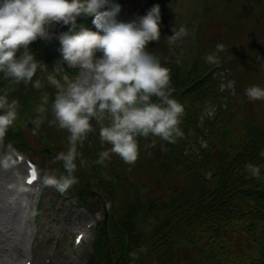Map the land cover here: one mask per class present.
Returning <instances> with one entry per match:
<instances>
[{"label":"trees","instance_id":"1","mask_svg":"<svg viewBox=\"0 0 264 264\" xmlns=\"http://www.w3.org/2000/svg\"><path fill=\"white\" fill-rule=\"evenodd\" d=\"M168 1L170 0H149V9L154 5H159L161 14L167 15L165 6L170 3ZM199 1L202 4V12L200 22L196 25L197 32L195 29L197 36L183 65L176 66L172 63L163 42L156 41L148 46V50L160 58L162 66L170 69V83L174 89L173 98L184 107L180 124L183 135L176 138L173 143L164 141L163 160H155L148 155L147 152L152 149L149 144V135L137 138L139 151L145 144L149 148L144 157L142 153L138 155L135 162L127 163L113 153L101 163L99 160L101 150L98 145L100 129L95 120L91 121L93 126L91 134L94 139L90 148L91 155L97 169L100 164L105 168L108 166L111 174V179L107 173L106 176L100 175L99 182L102 189H105L103 180L110 183L113 191L121 188L123 186L122 175L127 173L130 179L136 174L132 172L134 169L142 170V175L140 182L135 186L129 183V193L127 192L123 198L113 194L108 197L110 201L114 200L115 204H112L108 211L106 223L102 221L97 228L93 252L87 264L107 263V240L112 253L109 264H143V261L148 258L163 259L168 263L174 260L172 259L174 252L180 246L194 250V264H264V155H262L264 153V121L259 127L252 125L247 128L248 122L241 118L240 121L237 119L233 125L239 128L230 129L225 125L226 123H223L226 110L210 123L209 142L206 149L202 151L200 159L187 158L183 162L177 159V163H181L182 167L178 166L172 172L174 176L181 177L178 189L171 187L175 182L173 179L165 195L154 197L150 194L148 186L142 184L145 177H152L163 170L162 166L174 145L178 148L177 151L181 152L189 140L188 130L195 126L204 103L218 99L217 81L212 77V67L218 60L224 61L223 64L227 67L235 62L230 52L227 54L226 50L217 49V45L222 44L218 41L223 38L230 39L237 28L241 30L242 27H238V22L243 19L249 20L250 15L254 13L253 10L258 8L257 5L260 3V0H240V4H237V0ZM211 10L215 12L211 14ZM92 19L91 16H81L78 22L81 25L89 23L92 25ZM205 19H215L218 22L219 36L217 39L219 40L214 41L217 43H215L216 48L213 46L214 42L207 41L206 44L201 39L200 31L207 24ZM245 24L246 21H244ZM227 32L228 35H226ZM251 41L255 42L252 38L246 37L240 44L244 45V52L264 56L262 53L264 49L257 51L254 44L251 45L250 50L245 49ZM263 41L264 37L260 39L259 45H263L261 43ZM203 44L211 54L215 55V63H209L204 59L205 56L198 55L200 51L204 52ZM29 47L35 54L40 52L42 61L48 69L55 65L53 52L47 50L44 41L38 40ZM218 52L221 54H217ZM56 54L57 61L63 66L62 72L72 77L71 70L60 62L61 57L58 50ZM5 80L10 79H5L3 74H0V90H6L2 84ZM36 80L41 82V87L38 89L33 87ZM23 84L29 95L37 97L39 102L42 103L43 98L47 97L48 102L44 106L46 111H49L54 90L47 79L36 72L32 82ZM8 94L9 100L18 102V116L4 137L3 144H11L23 151H34L35 154L52 158L54 168L57 169L59 164L61 170L64 162L57 157L60 153H64V144L61 142L57 144V140L54 145L53 143L47 144L50 139L47 135H57L55 125L52 123L53 117L51 119L43 117L37 131L38 134L31 132L37 141L46 143L45 147L48 151L42 144L41 148L32 149L33 147L29 145L30 143L21 131L23 125L21 120L27 111L29 114L26 115V119L31 118L34 121L41 116L34 113V106L26 110L19 97L13 96L9 91ZM50 113L47 112V117L51 115ZM44 122L50 123L49 130H44ZM248 129H252V134ZM81 141L78 149L81 150L80 154L85 156L86 163L77 164L74 160L75 169L72 175L76 178V182L69 186L68 190L76 196L80 205L85 204L93 208L94 205L89 203L87 193L89 188L96 187V184L86 156L85 141L84 143ZM146 160L149 161L147 164ZM249 163L260 166V178L251 176L245 170V166ZM208 171H211V178L215 181L213 187H210V181L205 179ZM66 175L68 172L67 174L62 173V176ZM96 209L95 205L92 210ZM132 253L136 254L135 259L130 255Z\"/></svg>","mask_w":264,"mask_h":264},{"label":"clouds","instance_id":"2","mask_svg":"<svg viewBox=\"0 0 264 264\" xmlns=\"http://www.w3.org/2000/svg\"><path fill=\"white\" fill-rule=\"evenodd\" d=\"M120 12L121 6L113 0H0V74L5 79L32 82L38 68L43 67L29 47L38 40L58 41L60 62L79 69L52 105L58 126L70 134L68 151L57 157L63 160L68 175L44 180L60 191L76 182L72 175L76 145L93 131V120L100 126L102 145L111 146L99 154L101 163L113 153L127 163L135 162L138 137L152 135L173 143L183 135L180 124L184 107L173 98L170 69L148 50L161 39L159 5L132 22L118 20ZM81 16L93 17L95 31L77 24ZM56 25L66 26L67 31L54 34ZM186 34L182 27L169 39ZM222 47L217 45V49ZM205 59L216 62L214 54ZM33 87L40 88V80ZM245 95L251 101L264 100V87L253 85ZM47 102L44 97L39 113L46 111ZM17 116L18 102L9 100L7 90H0V147ZM40 123L39 117L33 121L34 131ZM7 150H13L11 144ZM9 161L7 156L0 159V167L8 168ZM245 170L260 178V166L249 163ZM130 255L136 258L135 253Z\"/></svg>","mask_w":264,"mask_h":264},{"label":"rangeland","instance_id":"3","mask_svg":"<svg viewBox=\"0 0 264 264\" xmlns=\"http://www.w3.org/2000/svg\"><path fill=\"white\" fill-rule=\"evenodd\" d=\"M237 4H240V0H237ZM119 5L121 6V12L118 16V20L123 22L135 21L146 15L150 10L149 0H122ZM169 7L172 10L171 12H173L176 16L174 20L175 24L173 26L170 23V18L167 15L161 14V39L158 41L163 42L174 65H183L189 55L191 38L192 36H197L195 33V27L196 32L198 27L195 24L198 21L200 5L195 3L193 0H171ZM257 7L258 8L253 10L254 13L248 18L249 20L243 19L238 22V27H242L241 30L237 28L236 32L230 39L225 40V38H223L218 41V43H222L220 44L223 46L222 49L226 50L227 54L230 52L232 57L235 58V62L231 65L229 64L228 66L233 71L232 79L235 82L236 96L231 100L226 116L225 114L223 115V123H226L225 125L234 130L239 128L238 126L233 127L237 119L240 121L241 118H244L246 121L248 120V122H251L253 125L258 127L261 122L264 121V100L251 101L245 95V90L253 85L264 87V64H262V61L258 60L257 55H250L248 52H244V45H240L247 37L255 40V42L251 41L249 46L245 48L247 51L250 50V47L253 44L256 45L255 48L257 51L262 48L264 49V41L261 42L263 45H259L260 39L264 37V0H260ZM213 12H215V10H211V14ZM78 19H80V17L77 18V20ZM205 20L207 21V24L200 31V35L202 41L207 44V41L214 42L218 38L219 32L217 20ZM244 21H246L245 25ZM85 27L95 31L94 27H89L88 25H85ZM182 27L186 30L187 34L182 35L174 41H170L169 37H171L175 32H178ZM52 31L54 34L58 35L59 33L67 30L63 25H56ZM228 34L229 33L227 32L226 35ZM35 43H37V41L32 44ZM45 43L47 49L51 52L59 46V42L56 40H49ZM215 43L216 42L213 43L214 47L217 44ZM203 47H205V44H203ZM262 53H264V50ZM200 54L203 55V57H206L211 54V52L207 49V47H205L204 52L200 51L198 53V55ZM217 54H221V52H218ZM35 55L38 60L42 61L40 52H37ZM42 62L43 67L40 69L43 70L42 74L48 76V79L49 76L52 77V79L47 81L53 86L52 89L54 90V94L55 92L59 93L64 87H66L67 83L71 79H74L79 71L78 68H73L66 64L68 68L77 70V74L73 78H70L59 72V69H61L59 65H57V67L52 66V68L48 70L44 61ZM223 62L224 61H220V63ZM34 100L36 102L35 105L39 103L37 106H40L41 102L37 99ZM53 102L54 95H52V105ZM52 105L50 108L52 113L49 117H44V115L42 116V113H37L38 108H35L34 113L41 116L40 119H43V117L51 119L53 117L52 123L55 125L57 135H47L50 137L47 144L53 143L52 145H54L57 140V144L60 142L64 144L63 152L66 153L69 148L68 137L70 134L66 129H61L58 126V123L55 121V117L53 116L54 113ZM27 107H30L29 104ZM23 116L26 117V115ZM23 120L26 121V118ZM30 121L33 120L30 119ZM50 127V123L44 122L45 131L49 130ZM21 129L30 143L29 145L33 147L32 149L41 148V144L44 147L46 146L44 141H37L33 133L28 131L25 127H22ZM234 130H232V132ZM87 136L88 134H86L81 142L84 143V141H87ZM152 137V149L149 150V148H147V144L142 147L144 154L143 157L148 153L152 159L163 160V156H161L160 153L162 150H159L163 140L156 136ZM7 145L8 144H3V146L0 147V159H4L6 156L10 157V155L12 157L10 158L8 168L0 167V264H19L28 256L32 257V264H87L89 255L93 252L92 248L95 236V223L100 221L102 218L101 211L96 213L89 211L91 213L90 214L78 206L76 199L69 196L67 191L61 192L59 190H52V186L45 185V177H57V174L60 171V166H58L59 164L56 169V167L54 168L52 158L42 156L41 154H35L34 151H27L26 153L21 154L25 158H33L37 163L41 178L38 188H43L41 199L39 201L36 200L30 195L29 188H21V184L23 183V178L25 176V164H18L21 166V169H19V166L15 162V157L18 152L15 150L9 152L7 150ZM98 145L101 152L102 150L106 151L111 147L108 144L102 145L101 140ZM154 148L157 150H154ZM147 150H149V152L145 153ZM53 151L57 153V151ZM80 152L81 150L77 149L76 145L77 154L75 161L77 164L84 165V163H86V159L84 155L80 154ZM176 156L181 158V160L184 159L183 156L178 155V153ZM148 162L149 161L146 160V164ZM168 164L167 165L170 166V163ZM99 169L107 170V168L101 164L99 165ZM132 172H136V174H134L130 179L127 173L123 175L124 184L131 181L140 182L142 170L134 169ZM106 173L110 175L109 171L101 172V174L105 176ZM173 179L175 181L174 183ZM180 180L181 177L174 176L171 172H158L156 178L152 177L149 179V186L151 188L150 194L154 197H162L167 193L168 186L171 185V183H173L171 186L172 188L178 189L181 183ZM183 180L184 179H182V181ZM103 185L104 187H107L110 186V183L105 180ZM126 189L128 188L122 187L119 189L115 194L116 197H119L118 195L120 194L123 198L125 194H127V191L122 190ZM98 193V191L94 190V192L89 195L88 201L92 205L94 204V201L99 198ZM103 201L105 202V209L108 210L110 207L109 203L106 202L104 197ZM110 204L114 205L115 201L111 200ZM36 205L39 206V212L35 217H33L32 215ZM89 222L94 223L93 228L90 229V232L86 233L84 237L85 241H83L80 249L74 251L72 243L74 235L78 232L84 231L83 225ZM28 244L31 245V249ZM174 253L175 254L172 257L174 260H171L172 263L168 262L170 264H193L195 262L194 250L180 246ZM168 263L163 259L154 258H148L143 261V264Z\"/></svg>","mask_w":264,"mask_h":264},{"label":"water","instance_id":"4","mask_svg":"<svg viewBox=\"0 0 264 264\" xmlns=\"http://www.w3.org/2000/svg\"><path fill=\"white\" fill-rule=\"evenodd\" d=\"M27 127L30 128V129H34V125L32 123H27ZM90 140L91 139L89 137L88 143H87V147H86L87 148V154H88V156H89V143H90ZM90 162L92 164L93 173H94V175H96V170H95V167H94V164H93V160H92L91 157H90ZM110 255H111V253H110V249H109L107 262H109V260H110Z\"/></svg>","mask_w":264,"mask_h":264},{"label":"snow or ice","instance_id":"5","mask_svg":"<svg viewBox=\"0 0 264 264\" xmlns=\"http://www.w3.org/2000/svg\"><path fill=\"white\" fill-rule=\"evenodd\" d=\"M35 179H36V177H35V175L33 174V175H32V178L29 179V180H27V183H28L29 185H32L33 182L35 181ZM80 239H81L80 237L77 238V241H76L77 244L80 243Z\"/></svg>","mask_w":264,"mask_h":264},{"label":"bare ground","instance_id":"6","mask_svg":"<svg viewBox=\"0 0 264 264\" xmlns=\"http://www.w3.org/2000/svg\"><path fill=\"white\" fill-rule=\"evenodd\" d=\"M10 158H12L11 155H10ZM19 169H21L20 166H19ZM21 188L26 189V186L24 184H21ZM81 243H83V241Z\"/></svg>","mask_w":264,"mask_h":264}]
</instances>
